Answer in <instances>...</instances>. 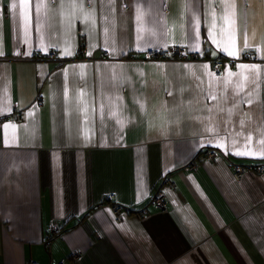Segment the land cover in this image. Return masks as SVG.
Masks as SVG:
<instances>
[{"label": "crops", "instance_id": "crops-1", "mask_svg": "<svg viewBox=\"0 0 264 264\" xmlns=\"http://www.w3.org/2000/svg\"><path fill=\"white\" fill-rule=\"evenodd\" d=\"M231 4L0 0V264H264V175H233L264 164V0H235L230 34ZM78 32L86 58L34 59L76 57ZM173 46L205 59H142Z\"/></svg>", "mask_w": 264, "mask_h": 264}, {"label": "built area", "instance_id": "built-area-1", "mask_svg": "<svg viewBox=\"0 0 264 264\" xmlns=\"http://www.w3.org/2000/svg\"><path fill=\"white\" fill-rule=\"evenodd\" d=\"M78 37H79V42L77 46V53L76 57L71 58V59H65V58H60L55 50H50L44 53H38L36 52L34 54V59L35 60H52L56 61L59 64H65L68 61H73V60H80L86 58V50H87V43L85 39L83 38V34L81 32H78ZM143 60H158V61H165V60H177V61H185V60H202L205 59L204 56L200 55H192L190 56L187 52L182 47L179 46H173L171 48H166V49H151L147 50L143 53ZM242 60L245 61H254V57L250 53L244 54L242 57ZM230 65L231 68H236L237 62L236 60H230ZM212 67V72L215 74V76L222 78L225 74V68H226V63L222 59H218L214 62L211 63ZM38 103H42V99L38 98ZM218 156L217 152L215 150H207L203 153V157L205 161H213L216 159ZM198 162L193 161L190 164V169L192 171H196L198 169ZM254 173L256 175H264V164H258L254 166H244V165H233V175L236 180H240L242 176L248 173ZM166 184L174 189L176 187L175 183L172 182L169 178L166 179ZM151 205L156 207L159 210H166L168 205H167V200L164 192L160 189L150 200ZM112 210L114 212V215L116 217L117 221H120L126 214H129V210L127 208L120 207L118 205H114L112 207ZM145 212H143L144 214ZM65 231L60 228L57 225H52L48 229V233L46 236V244H50L52 240L62 237ZM73 259H77V252H74L73 254ZM27 264H40L35 261H30ZM60 264H69V262H61Z\"/></svg>", "mask_w": 264, "mask_h": 264}, {"label": "snow or ice", "instance_id": "snow-or-ice-1", "mask_svg": "<svg viewBox=\"0 0 264 264\" xmlns=\"http://www.w3.org/2000/svg\"><path fill=\"white\" fill-rule=\"evenodd\" d=\"M167 4V0H164V6H166ZM12 8L15 10L17 9V5L16 4H13L12 5ZM234 8H235V0H232V4H231V9L232 11L229 12L228 14V23L231 25V29H230V34L231 32H234L235 30V13H234ZM3 14L0 13V16H2ZM27 26V25H26ZM249 45L247 44V38L245 37V41H244V47L247 48ZM194 51H199L198 48H193ZM19 54V53H17ZM65 55H70L71 53L70 52H65L64 53ZM91 54V53H89ZM228 55H234L233 52L231 51H228L227 52ZM0 55H3V52L0 51ZM205 67H207L205 65ZM241 68H244L246 70V73H247V77H246V85L247 84H251L253 86L257 85L258 84V72H259V66L257 65H240ZM237 75V80H239V78L241 76H243L244 74L243 73H238L236 74ZM251 89H249L250 91ZM233 94L238 97L241 102H245L244 101V97L248 95V92L244 91V88L242 86H238L236 88L233 89ZM209 97L211 99H216V96L211 94V92H209ZM235 102V101H234ZM250 103V101H248ZM31 115V113H30ZM245 115H249V114H245ZM217 147H221L223 148L224 145L223 144H220V143H217L216 144ZM226 154H227V150H226ZM235 155H246L248 153L246 152H235L234 153Z\"/></svg>", "mask_w": 264, "mask_h": 264}]
</instances>
